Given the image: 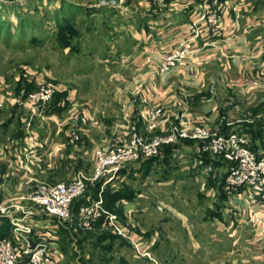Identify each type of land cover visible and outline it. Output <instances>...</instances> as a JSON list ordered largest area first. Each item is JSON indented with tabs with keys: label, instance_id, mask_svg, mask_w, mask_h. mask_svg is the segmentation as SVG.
I'll return each instance as SVG.
<instances>
[{
	"label": "crops",
	"instance_id": "0c3cea01",
	"mask_svg": "<svg viewBox=\"0 0 264 264\" xmlns=\"http://www.w3.org/2000/svg\"><path fill=\"white\" fill-rule=\"evenodd\" d=\"M138 1L140 10L137 8L135 20L123 28L121 34L126 48L118 51L122 61L133 70L122 77L121 110L126 113L120 121L131 122L142 131L149 107L161 106L168 120L163 121L154 133L168 131L170 122L179 125L182 121H189L219 133L245 132L256 146L254 149L258 150L260 144L264 143V137H257L252 130H234L239 126L235 125L238 118L232 117L234 110L228 114L222 108L223 104H233L226 94L230 92H225L226 102H220L219 94H223L226 88L231 92L243 93L249 103L264 102V90L252 88L248 81L264 56V0H220L223 34L213 35L205 30L195 42L186 66L163 73L152 72L146 65L147 57L159 58L176 47L179 40L189 33L192 22L200 16L210 0H177L164 5L150 3L148 0ZM71 95L55 97L50 116L35 118L29 128V114L22 105L7 103L0 109V202L8 201L16 206L28 205L29 193L38 182L68 181L79 169L91 170L95 148L112 143L111 135L97 138L101 135L97 131H103L104 134L108 127L112 132V126L109 123L105 126V122L101 123L87 109L80 108L78 101L75 105L68 102ZM80 114L89 115L88 120L79 121L77 117ZM225 126L230 130L223 132ZM73 128L79 131V137L71 142L70 131ZM120 131L118 129L117 134ZM197 146L196 140L183 139L168 151L165 150L162 156L143 162L139 171L148 174L160 166L175 172L181 168L178 164L183 163L180 169L183 172L177 175L184 176V179L192 176L197 180L196 175L193 176L189 170L190 165L185 166V163H190L187 157L194 156L196 160L204 158L205 154L200 153ZM84 158L90 162L85 168L79 166ZM198 168L199 175L204 176V166ZM205 169V174L210 176L209 180H215L208 183L204 181L207 187L203 184L199 189L213 194L206 207L211 212L203 216L205 222L202 223L209 222L213 230L207 234L194 233L185 225L188 232L185 240L197 237L204 239L205 245L200 251L211 253V241L212 244L215 241L218 244L224 240L231 241L232 245L223 247L222 252L232 248L230 252L233 253L234 244L243 245L251 257L250 261L264 264V203L252 211L244 194L230 191L226 186L218 190V170L215 167L206 166ZM122 173L123 170L121 183L125 175ZM118 181L107 183L105 187L117 189L114 187ZM191 185L195 186V183ZM136 189V202L128 198L120 199L128 213L141 209L138 199L141 194ZM108 209L114 212L112 208ZM4 219H8V216H0V223ZM32 221L36 232L46 236L52 245L61 250L57 234L61 223L55 224L54 218L42 212L34 215ZM119 221L124 224L120 218ZM130 234L135 236L134 231H130ZM152 238H155V234H152ZM134 256L133 263L126 264H145ZM219 263H223V260Z\"/></svg>",
	"mask_w": 264,
	"mask_h": 264
},
{
	"label": "rangeland",
	"instance_id": "374dc122",
	"mask_svg": "<svg viewBox=\"0 0 264 264\" xmlns=\"http://www.w3.org/2000/svg\"><path fill=\"white\" fill-rule=\"evenodd\" d=\"M137 1L0 0V82H3L0 83V95L21 97L40 83L48 82L66 92L65 96L72 94L68 101L72 105L78 101L80 108L87 109L101 123L105 122V126L107 123L112 126V132L108 127L104 134L97 131L101 134L97 138L111 135L113 143L121 141L134 130L147 138L158 134L147 129L146 116L151 107L145 116L142 131L131 122L120 121L126 113L121 110L122 77L133 70L122 61L118 51L126 48L121 34L123 28L135 20L137 8L140 10ZM131 14L133 17H130ZM223 92L219 94L220 102H226L225 92H230L226 94L235 104L234 107L231 103L222 105L223 111L229 114L234 110L232 117L238 118L235 125L239 126L234 130H252L257 137L263 138L264 102L249 103L243 93L231 92L226 88ZM118 129H121L120 134H117ZM227 130H230L228 126L222 129L223 132ZM251 145L252 148L256 147ZM260 146L258 150L264 147V143ZM203 153V163L198 164L194 156L187 157L190 163H185V166L190 165L189 170L197 180L192 176L184 179V176L177 175L178 172L182 174L180 169L183 163L178 164L181 168L175 172L160 166L148 174L141 172L139 168L146 159L124 169V182L119 180L114 187L117 189L113 190L134 191V195L128 197L134 202L137 200L135 189L138 188L141 194L138 197L140 210L126 212L120 199H110L108 207L114 210L129 232L134 231L137 238L132 236L133 240L142 251L148 250L151 257L141 255L130 239L114 233L109 227L84 229L75 218V221L61 223L58 229L60 263L126 264L133 263L136 255L145 264H256L250 261L251 257L243 245L234 244L233 253L230 252L232 248L222 252L223 247L228 248L232 242L224 240L212 244L211 241V253L200 251L205 245L204 239L185 240V236H188L185 225L194 233L207 234L213 230L208 221L202 223L205 222L203 216L211 212L206 207L213 194L199 189L206 184L204 181L215 180H209L205 167L212 166L218 170V190L226 186L224 175L228 168L227 161L208 152ZM80 163L79 166L83 168L90 165L89 159L85 158ZM192 165L195 167L192 168ZM201 165L204 166V176L199 175L198 167ZM191 183H195V186ZM94 187L89 185L86 196L95 198L99 195L100 190L96 191ZM78 204L80 206L82 201ZM152 234H155L154 239ZM220 260L223 263H219Z\"/></svg>",
	"mask_w": 264,
	"mask_h": 264
},
{
	"label": "built area",
	"instance_id": "2783aa9c",
	"mask_svg": "<svg viewBox=\"0 0 264 264\" xmlns=\"http://www.w3.org/2000/svg\"><path fill=\"white\" fill-rule=\"evenodd\" d=\"M164 5L177 0H148ZM220 0H210L200 16L191 24L189 33L179 40L176 47L159 58L147 57V64L154 73L167 72L187 64L193 53L194 44L207 30L213 35H222ZM252 88L264 89V56L249 77ZM59 88L52 83L40 85L21 97L0 95V108L7 103H18L29 114L27 127L32 126L35 118H46L52 113L53 101ZM79 121L86 122L88 117L80 115ZM161 106H153L146 116L149 131L155 130L167 121ZM79 137L76 128L70 131V141ZM183 139L197 141L200 153L208 152L227 161L224 181L233 192H243L252 211L264 203V147L252 148L250 137L242 131L219 133L199 123L182 121L179 125L170 122L168 131L147 138L137 130L128 133L121 141L95 148L91 170L79 169L68 181L36 184L29 193V204L16 206L8 201L0 202V216H8L9 232L0 237V264H60L61 250L51 244L43 234H38L32 218L44 213L54 218L55 224L75 221L84 229L109 227L114 233L130 239L138 252L150 256L148 250L142 251L118 215L109 210L102 195L105 184L122 178L121 171L141 160L162 156L170 145L179 144ZM203 163V158H198ZM101 182L97 197H87L78 210L73 204L78 198L86 196L89 185ZM17 211V212H14ZM57 222V223H56ZM151 257V256H150Z\"/></svg>",
	"mask_w": 264,
	"mask_h": 264
},
{
	"label": "trees",
	"instance_id": "16d2710c",
	"mask_svg": "<svg viewBox=\"0 0 264 264\" xmlns=\"http://www.w3.org/2000/svg\"><path fill=\"white\" fill-rule=\"evenodd\" d=\"M66 92L64 91H59L56 93L55 97H58L60 95H64L65 96ZM54 97V98H55ZM172 145L168 146L166 151H168L170 148H171ZM155 157H152L150 158L151 161L154 159ZM149 160V159H147ZM94 189L96 191H99L100 188H101V182H98L96 184H94ZM129 187H127L128 189ZM103 196H104V199L106 201V204L108 206L109 204V200L110 199H121V198H131L132 195H134V191H131V192H126V191H122V190H113L109 187H105L104 190H103ZM97 196V195H96ZM86 199L84 197H81V198H78L77 200H75L74 204H73V209L74 211H77L78 210V207H79V204L78 202L80 203L81 201L84 202ZM2 229V230H1ZM10 230V222H9V219H4L3 223H0V237L6 235ZM112 237H115V236H112Z\"/></svg>",
	"mask_w": 264,
	"mask_h": 264
}]
</instances>
